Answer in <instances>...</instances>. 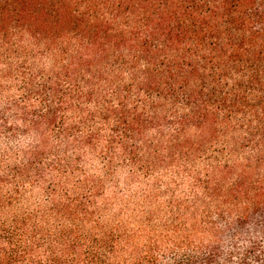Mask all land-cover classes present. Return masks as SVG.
Instances as JSON below:
<instances>
[{"label": "trees", "instance_id": "trees-1", "mask_svg": "<svg viewBox=\"0 0 264 264\" xmlns=\"http://www.w3.org/2000/svg\"><path fill=\"white\" fill-rule=\"evenodd\" d=\"M12 84L34 139L16 183L87 152L108 178L178 166L193 187L163 229L129 231L105 223L99 181L25 211L0 180V264H264V0H0Z\"/></svg>", "mask_w": 264, "mask_h": 264}, {"label": "rangeland", "instance_id": "rangeland-1", "mask_svg": "<svg viewBox=\"0 0 264 264\" xmlns=\"http://www.w3.org/2000/svg\"><path fill=\"white\" fill-rule=\"evenodd\" d=\"M7 87H9L7 91L0 92V121L3 119L2 113H5L4 121L12 123L13 126L9 128L15 129L16 132L8 133L7 130H1L0 133V180L6 184L1 193L9 194L20 188L23 196L21 204L17 206L18 209L34 210L39 205L46 204L49 189L53 185H59L61 189L72 192L79 181L84 183L99 181L102 187L96 203L104 211L106 224L113 227L123 226L129 231H135L141 226L148 227L147 223L151 221L152 227H149V230L159 231L163 229V225L171 221L173 212L170 204L176 202L185 205L183 202H188L192 198L190 192L193 177L182 173L178 166L162 167L150 175H143L139 169L121 167L108 178L104 163L99 157L88 156L87 152L80 154L82 159L76 167L78 170L75 174H70L69 171V175L63 177L52 173V165L59 159L56 153L51 155L48 152L42 168L47 171L44 178H33L32 182L27 184H21L22 181L16 183L12 171L22 167V155L33 145L34 139L24 133L27 129L22 128V122H16L20 120L17 118L16 106L23 103L22 92L15 84ZM74 156V152L69 154L70 158ZM204 234L200 232L195 237L202 239Z\"/></svg>", "mask_w": 264, "mask_h": 264}]
</instances>
